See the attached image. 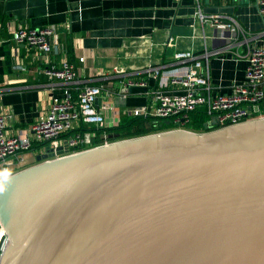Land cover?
I'll list each match as a JSON object with an SVG mask.
<instances>
[{"label":"water","instance_id":"95a60500","mask_svg":"<svg viewBox=\"0 0 264 264\" xmlns=\"http://www.w3.org/2000/svg\"><path fill=\"white\" fill-rule=\"evenodd\" d=\"M37 162L0 180V264H264V118Z\"/></svg>","mask_w":264,"mask_h":264},{"label":"crops","instance_id":"0c3cea01","mask_svg":"<svg viewBox=\"0 0 264 264\" xmlns=\"http://www.w3.org/2000/svg\"><path fill=\"white\" fill-rule=\"evenodd\" d=\"M199 7L205 15L233 17L252 35V46L264 47V19L255 0H0V112L10 116L8 134L30 133L31 126L46 117L52 97L62 95L63 87L42 73L49 62L75 64L82 82L92 85L102 82L99 73L114 70L143 79L149 67L168 66L169 71L183 73L181 66H172L177 54L201 57L229 36L204 25L197 15ZM53 26L59 45L47 56L11 41L15 29ZM236 48L245 54V46ZM208 65L212 95L218 97L230 95L234 84L243 81L247 62L245 56L234 59L228 53L210 57ZM146 91L133 89L126 99L99 98L97 105L112 108L106 129L121 125L131 109L145 106ZM210 121L215 123L212 117ZM145 128L143 136L157 134L154 120L149 119ZM87 133L99 136L91 129ZM42 154L40 149L24 154L23 170L36 165Z\"/></svg>","mask_w":264,"mask_h":264},{"label":"built area","instance_id":"2783aa9c","mask_svg":"<svg viewBox=\"0 0 264 264\" xmlns=\"http://www.w3.org/2000/svg\"><path fill=\"white\" fill-rule=\"evenodd\" d=\"M255 5L264 19V0H255ZM197 15L204 25L219 32H228L229 36L222 46L201 57L192 53L177 54L172 66H181L180 69H185L183 73L169 71L171 68L167 69L168 66L149 67L145 70L147 78L143 79L135 73L114 70L111 74L99 73L102 82L92 85L82 82L75 64L69 61L49 62L42 73L50 83L59 84L64 91L62 95L52 97L44 120L34 123L30 133L9 135L10 116L0 112V180L23 171L24 154L34 149L46 153L47 148L56 152L60 147H67L68 154L73 155L120 141L105 131L96 137L82 130H105L106 116L112 108L97 105L98 99L109 100L116 96L126 99L133 89H147V104L131 109L129 116L154 120L156 128L160 122H167V131L194 132L191 129L192 114L200 109H206L214 118L215 123H208V127L214 130L264 118V47L252 46V35L241 29L231 16L205 15L200 7ZM11 41L35 48L43 57L59 45V35L54 26L20 28L13 31ZM241 46L246 47V55L233 50ZM228 53L234 59L245 56L244 79L234 84L230 95L215 97L212 95L208 62L210 57ZM151 81L154 83L152 86ZM10 243L0 219V257Z\"/></svg>","mask_w":264,"mask_h":264},{"label":"trees","instance_id":"16d2710c","mask_svg":"<svg viewBox=\"0 0 264 264\" xmlns=\"http://www.w3.org/2000/svg\"><path fill=\"white\" fill-rule=\"evenodd\" d=\"M211 116L208 115L206 109H200L197 112H194L192 114V125L191 129L195 132L198 130H201L206 132L204 126L210 121ZM148 118L144 117H127L125 121L121 123L116 128L113 129H105V130H96V129H91L94 130L97 134H102L103 131L107 132L111 137L118 141V140H125V139H132V138H137L140 136H143L148 132V130L145 128V123L148 122ZM156 132H163L169 130V126L167 122H160L159 126L155 128ZM88 129L82 130V132H86Z\"/></svg>","mask_w":264,"mask_h":264},{"label":"clouds","instance_id":"9594fccd","mask_svg":"<svg viewBox=\"0 0 264 264\" xmlns=\"http://www.w3.org/2000/svg\"><path fill=\"white\" fill-rule=\"evenodd\" d=\"M4 191V186L3 184H0V192H3Z\"/></svg>","mask_w":264,"mask_h":264},{"label":"rangeland","instance_id":"374dc122","mask_svg":"<svg viewBox=\"0 0 264 264\" xmlns=\"http://www.w3.org/2000/svg\"><path fill=\"white\" fill-rule=\"evenodd\" d=\"M195 132V131H194ZM195 133H203V131H201V130H198L197 132H195Z\"/></svg>","mask_w":264,"mask_h":264}]
</instances>
